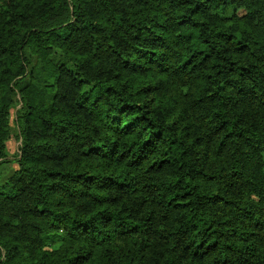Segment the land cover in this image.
I'll return each instance as SVG.
<instances>
[{
    "label": "trees",
    "instance_id": "1",
    "mask_svg": "<svg viewBox=\"0 0 264 264\" xmlns=\"http://www.w3.org/2000/svg\"><path fill=\"white\" fill-rule=\"evenodd\" d=\"M0 264H264V0H0Z\"/></svg>",
    "mask_w": 264,
    "mask_h": 264
},
{
    "label": "rangeland",
    "instance_id": "2",
    "mask_svg": "<svg viewBox=\"0 0 264 264\" xmlns=\"http://www.w3.org/2000/svg\"><path fill=\"white\" fill-rule=\"evenodd\" d=\"M51 60L57 65L66 63V61L62 59L58 54L52 55ZM66 65L70 66L68 63H66ZM17 108L19 109V106ZM20 144H21L20 140L16 138L15 136L9 140L8 142L9 158L8 159L11 160L12 163L7 164L6 166L1 168L3 174H9L10 172H12V170L16 169L17 165L15 161L19 153Z\"/></svg>",
    "mask_w": 264,
    "mask_h": 264
}]
</instances>
